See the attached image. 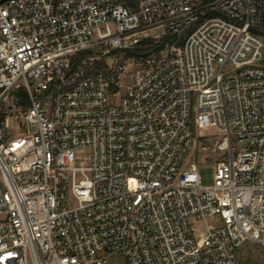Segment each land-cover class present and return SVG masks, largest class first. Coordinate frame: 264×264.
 Masks as SVG:
<instances>
[{
	"label": "built area",
	"instance_id": "1",
	"mask_svg": "<svg viewBox=\"0 0 264 264\" xmlns=\"http://www.w3.org/2000/svg\"><path fill=\"white\" fill-rule=\"evenodd\" d=\"M146 40L164 48L137 59ZM247 245L264 0H0V264H241Z\"/></svg>",
	"mask_w": 264,
	"mask_h": 264
},
{
	"label": "rangeland",
	"instance_id": "2",
	"mask_svg": "<svg viewBox=\"0 0 264 264\" xmlns=\"http://www.w3.org/2000/svg\"><path fill=\"white\" fill-rule=\"evenodd\" d=\"M161 31L156 30L151 32L152 35H157ZM84 160L88 158V151H80ZM202 184L210 185L213 183V171L210 167H204L200 171ZM241 264H264V248L260 246L247 245L240 253ZM108 264H125L121 256H114L109 259Z\"/></svg>",
	"mask_w": 264,
	"mask_h": 264
},
{
	"label": "trees",
	"instance_id": "3",
	"mask_svg": "<svg viewBox=\"0 0 264 264\" xmlns=\"http://www.w3.org/2000/svg\"><path fill=\"white\" fill-rule=\"evenodd\" d=\"M164 40L171 43L173 39L170 37H167ZM164 40H162L161 42L157 44H155L153 40H146L141 44V46L145 48L135 51L134 55L138 59L140 57H148L152 55L153 53L159 52L160 50L164 48V43H165Z\"/></svg>",
	"mask_w": 264,
	"mask_h": 264
}]
</instances>
